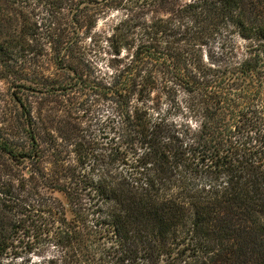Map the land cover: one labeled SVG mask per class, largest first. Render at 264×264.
Returning <instances> with one entry per match:
<instances>
[{
	"label": "trees",
	"instance_id": "trees-1",
	"mask_svg": "<svg viewBox=\"0 0 264 264\" xmlns=\"http://www.w3.org/2000/svg\"><path fill=\"white\" fill-rule=\"evenodd\" d=\"M0 82V264H264V0H0Z\"/></svg>",
	"mask_w": 264,
	"mask_h": 264
},
{
	"label": "rangeland",
	"instance_id": "rangeland-1",
	"mask_svg": "<svg viewBox=\"0 0 264 264\" xmlns=\"http://www.w3.org/2000/svg\"><path fill=\"white\" fill-rule=\"evenodd\" d=\"M114 16H117V14H114ZM107 21H101L99 24V29H105L107 23H105ZM9 90H8V86L7 84H5L4 82H0V95H4L6 96L8 94ZM91 203V202H90ZM37 261V260H36Z\"/></svg>",
	"mask_w": 264,
	"mask_h": 264
}]
</instances>
